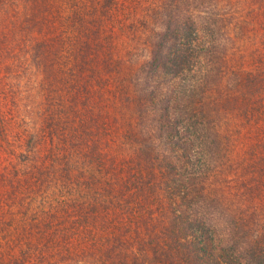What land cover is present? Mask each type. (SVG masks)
<instances>
[{
  "label": "trees",
  "instance_id": "trees-1",
  "mask_svg": "<svg viewBox=\"0 0 264 264\" xmlns=\"http://www.w3.org/2000/svg\"><path fill=\"white\" fill-rule=\"evenodd\" d=\"M122 5L0 0V49L9 28L23 24L30 60L50 88L65 61L79 93L89 78L109 104V149L96 141L84 154L89 181L107 190L82 216L101 218L93 263L264 264V143L232 161L235 134L264 114V0L156 1L148 54L135 66L105 20ZM247 55L254 72H238L234 60Z\"/></svg>",
  "mask_w": 264,
  "mask_h": 264
},
{
  "label": "rangeland",
  "instance_id": "rangeland-1",
  "mask_svg": "<svg viewBox=\"0 0 264 264\" xmlns=\"http://www.w3.org/2000/svg\"><path fill=\"white\" fill-rule=\"evenodd\" d=\"M156 1L123 0L111 22L105 19L116 27L119 53L131 65L148 54V11ZM13 14L16 22L23 17L16 18L15 5ZM22 25L9 28L0 49V264H94L89 247L94 222L101 218L92 212L87 221L82 216L92 211L98 191L106 195L107 190L89 181L84 154L96 141L104 154L108 151L109 104L103 92L97 99L89 78L82 80L89 88L79 93L77 76L65 61L56 64L50 88L42 68L30 60ZM238 51H232L234 58ZM248 56L234 60L238 72H254ZM235 135L232 161L241 162L246 148L264 143V114Z\"/></svg>",
  "mask_w": 264,
  "mask_h": 264
}]
</instances>
